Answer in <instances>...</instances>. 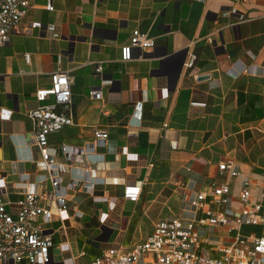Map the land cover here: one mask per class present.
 <instances>
[{
	"label": "crops",
	"instance_id": "crops-1",
	"mask_svg": "<svg viewBox=\"0 0 264 264\" xmlns=\"http://www.w3.org/2000/svg\"><path fill=\"white\" fill-rule=\"evenodd\" d=\"M52 1L54 10L45 7L47 0H29L23 23L55 24L59 38L37 28L14 33L0 46L6 200L16 202L31 187L21 174L34 181L40 173L29 112L41 105L37 90L49 88L52 72L62 70L73 79L76 124L51 142L60 155L61 144L83 146L92 141L93 128L108 130L106 145L87 165L94 195L112 202L69 190L84 216L71 212L64 224L51 226L53 264L88 263L106 249L92 252V238L116 240L124 230V240L146 239L157 221L186 213L190 196L221 179L225 159L256 178L257 194L264 191V0ZM136 28L155 41L152 52L132 48L125 54ZM185 50L181 68L182 56L174 55ZM103 78L113 83L103 86L101 99L92 98L90 88ZM7 111L10 116L3 115ZM82 171L71 166L63 185L83 178ZM240 181L232 179L234 193ZM130 184L142 186L138 202L124 198ZM65 242L69 249L60 245Z\"/></svg>",
	"mask_w": 264,
	"mask_h": 264
},
{
	"label": "built area",
	"instance_id": "built-area-1",
	"mask_svg": "<svg viewBox=\"0 0 264 264\" xmlns=\"http://www.w3.org/2000/svg\"><path fill=\"white\" fill-rule=\"evenodd\" d=\"M30 7L29 0H0V46L7 44L14 33L31 34L37 28H46L54 38L60 37L55 24L23 23ZM45 7L54 10L53 1L47 0ZM130 41L124 48L127 55L132 48L152 52L156 47L155 41L139 28L133 30ZM194 63L192 56L188 66ZM97 71L102 72L101 65ZM72 83L68 72L56 70L51 74V86L36 92L41 105L31 110L29 117L41 154L40 173L34 181L29 174L20 176L31 187L10 203L6 200L8 186L0 177V264H53L51 250L56 242L49 233L51 226L56 221L64 224L71 212L79 218L84 216L72 205L69 190L81 188L94 195L95 184L88 180L94 173L87 160L97 147L106 145L109 131L93 128L91 142L83 146L63 143L60 155L51 142L54 134L76 124ZM112 83V78H103L99 87L90 88L89 96L101 99L103 86ZM73 165L82 167L83 178L66 187L65 175ZM219 171L220 180L190 196L186 213L160 219L146 239L129 246L106 248L86 264H264V191L257 194L256 178L242 171L232 159L221 161ZM236 178H241L240 189L234 193L232 179ZM123 193L126 200L138 202L142 186L126 185ZM93 199L110 206L112 203L105 196L94 195ZM247 226H255L257 230L243 232ZM206 227L218 230L217 241L213 240L214 235L203 232ZM60 245L70 248L66 242Z\"/></svg>",
	"mask_w": 264,
	"mask_h": 264
},
{
	"label": "rangeland",
	"instance_id": "rangeland-1",
	"mask_svg": "<svg viewBox=\"0 0 264 264\" xmlns=\"http://www.w3.org/2000/svg\"><path fill=\"white\" fill-rule=\"evenodd\" d=\"M87 223L89 225H92V226L95 225V223H94V221L92 219L88 220ZM123 227H125V225ZM256 230H257V227H255V226H247V227H244L243 232L249 233L251 231H256ZM130 231L131 230H129L128 232H130ZM125 232L123 230L122 234L120 236H118V239H116V240L98 241L97 239L92 238V241H89V243H91V245H93V247L95 248V249L92 250V252H95V250L98 249L97 247H100V246H101L100 247L101 249H104V248H107V247H112V246H117V245L119 246L121 244L124 245V246H129V245H131V244H133L135 242H139V240H128V241L124 240L127 237L126 235H124ZM203 232L205 234L206 233H210V234L214 235L213 240L217 241V235L216 234L218 233V230L210 228V227H206L205 230H203Z\"/></svg>",
	"mask_w": 264,
	"mask_h": 264
},
{
	"label": "water",
	"instance_id": "water-1",
	"mask_svg": "<svg viewBox=\"0 0 264 264\" xmlns=\"http://www.w3.org/2000/svg\"><path fill=\"white\" fill-rule=\"evenodd\" d=\"M184 55H186V50L185 51H182V52H180V53H177V54H175L174 56L176 57V56H182V60H181V68L183 67V64H184V60H185V56ZM204 77H206V76H201V78L200 79H203Z\"/></svg>",
	"mask_w": 264,
	"mask_h": 264
}]
</instances>
